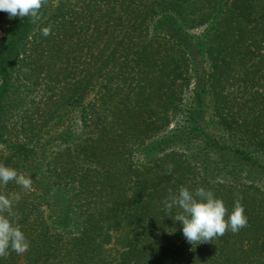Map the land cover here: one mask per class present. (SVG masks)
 I'll return each mask as SVG.
<instances>
[{
  "label": "trees",
  "instance_id": "obj_1",
  "mask_svg": "<svg viewBox=\"0 0 264 264\" xmlns=\"http://www.w3.org/2000/svg\"><path fill=\"white\" fill-rule=\"evenodd\" d=\"M195 1L46 0L35 23L0 11V29L10 35L0 45V141L21 101L9 96V55L29 84L42 75L47 94L19 114L23 137L38 134V146L23 148L18 173L34 178L42 157L53 181L65 155L73 166L85 163L89 175L78 180L85 195L79 210L66 204L58 226L50 194L34 198L35 207H42L38 221L23 214L33 208H13L12 220L30 247L23 254L9 250L0 264H264V184L239 172L243 162H258L247 149L231 148L236 136H244L264 153V92L251 104L243 100L264 78V0H231L227 10H211L200 20L205 28L196 34L186 15H195ZM208 5L215 7L212 0ZM229 87L240 93L239 101ZM89 94L92 108L83 107L80 116L81 144H68L67 129L39 135L57 127ZM204 105L222 133L218 138L200 125L198 108ZM161 132L177 137L180 148L159 140ZM53 138L62 146L54 157L45 156ZM138 149L156 156L142 163ZM182 186L211 190L229 214L240 199L247 226L212 242L188 243L182 222L172 219L180 209L168 211L164 204L169 190ZM122 220L131 229L122 249L107 257L110 223Z\"/></svg>",
  "mask_w": 264,
  "mask_h": 264
},
{
  "label": "rangeland",
  "instance_id": "obj_2",
  "mask_svg": "<svg viewBox=\"0 0 264 264\" xmlns=\"http://www.w3.org/2000/svg\"><path fill=\"white\" fill-rule=\"evenodd\" d=\"M215 4L214 8H211L210 5H208V0H198L195 1L197 9L195 15L189 13L187 15V23L190 26L189 29L193 33H199L201 30L205 28V25L201 24L199 25V21H205L206 16L211 10H227L230 4L231 0H212ZM263 0H261L262 2ZM222 8V9H221ZM190 10V9H189ZM219 10V11H220ZM218 11H216L217 13ZM186 17V16H185ZM10 37L8 28L0 29V45L5 43V40ZM8 47V44H7ZM264 52V49L263 51ZM7 53V51H6ZM20 60V58H19ZM18 60L16 57L12 58L11 56H7L5 60V65L9 66V81H10V94L9 96L11 98H21V101L16 108L14 112L11 113L9 118L6 120L7 129H3V139L0 141V164H3L7 167L15 168L17 171H19V159H21V153L23 152V148H32L36 147V141L38 138L37 136L29 138V140H25L22 134V124L23 120L19 117L20 112L22 110H26L28 107L32 106L35 107V104L39 102L40 98H45L47 96L46 89L42 85L44 83V78L42 75L38 77L37 83H34L33 85L29 84L26 79L23 78L22 72L23 69L18 68ZM204 73V72H203ZM2 84V79L0 78V85ZM15 89H18L19 92H17ZM191 89V88H190ZM229 90H232L233 98L237 101H239V98H241L240 93H237L234 88L229 87ZM13 92H16L14 94ZM264 92V78L261 82L256 84L253 88H251L246 94H244L243 100L247 99V103L251 104V99L256 97L260 98L261 93ZM36 102V103H35ZM35 103V104H34ZM89 103H93V94H89L84 101H82L80 104L75 106V109H71V115L64 117L62 120H60L57 124V127H48L45 128L43 131L39 132V135L46 134V138H49L52 136H57L61 131L67 129L69 131V134L71 136V143L68 144L75 147L76 144H81L82 141L85 138V134L82 131V124H81V112L82 108H92L89 106ZM208 104V103H207ZM253 112L254 114L259 111L261 108V101L258 99V102H253L252 104ZM209 105H204L201 108H198L199 110V121L201 122L202 129L209 135H212L214 137H219L222 135V133L216 129L213 124H215L216 120L212 118ZM173 124V123H172ZM173 127V125H169L168 130H170ZM49 131L47 132V130ZM10 132L11 134H9ZM165 139L168 141L169 145L171 146H177L179 145L178 138L175 136H169L166 133H159L157 138ZM255 142V141H254ZM235 146L231 147L232 150H248L249 157H251L254 161L258 162V165L249 166L248 163H242L241 168L239 169V172H242L243 178H247L249 176L251 179L257 180L260 184H264V153L259 151L257 148L253 147L254 144L248 142V139H246L244 136H236L234 138ZM60 146H62L61 142L57 141L55 138L51 139V143L43 148L42 151H45V156L49 155L53 151H56ZM176 148H180V145ZM140 149V148H139ZM137 154L140 157V161L142 163H147L149 160L154 158L156 156L155 153H151L149 150H140ZM180 150V149H179ZM215 152L223 154V151H218L215 149ZM214 152V154H215ZM235 152V151H232ZM55 153H52L50 157H54ZM213 154V153H212ZM217 154V153H216ZM68 158L65 155H62L61 161L58 163V171L62 172L59 177H57V174L52 175L53 181L49 179V170L47 169V162L46 160H42V157L38 159L40 163V174L35 175L34 178L30 177L32 179V188L31 190H24L19 185H17L14 181L9 182L6 186H0V194H12V193H19L21 196V199L19 202L14 203L13 208H19L21 209L23 206H28L26 208H33L32 213L29 211L28 213H23L27 215L28 219L30 220H36L38 221V216L42 215V207L40 209H37L38 207H35L34 204L37 202L34 200L35 196L42 192L44 195L50 194V202L52 205H54V209L52 210V214L54 216V219L56 220L57 226L60 224V221L64 217V210L65 205H72V210L74 212H77L79 208H77L78 202L85 196L81 194L83 188H79L78 180L81 176L87 177L89 175H86V164L85 163H79L77 166H73L70 162L67 160ZM259 167H261V170ZM68 170V173H64L65 170ZM29 177V176H28ZM57 177V178H56ZM54 185L55 189H51L50 187ZM59 189V190H58ZM49 190V191H48ZM57 190V194L55 191ZM44 191H47L45 193ZM59 192V193H58ZM73 197L75 198V201L73 200ZM105 200H108V197L105 198ZM81 202V201H80ZM83 202V201H82ZM34 205V206H33ZM71 207V206H70ZM15 210V209H13ZM14 212V211H13ZM17 214L20 216V212L16 211ZM76 216V214H75ZM74 217V216H73ZM77 217V216H76ZM73 219V218H72ZM74 220V219H73ZM63 221V220H62ZM61 221V223H62ZM75 221V220H74ZM14 222V220H13ZM116 222V221H115ZM114 221H112L113 224L112 228L110 229V235L111 238L109 240V243L106 244L105 248L107 252H105V255L109 257L110 255H114L116 250L122 249L124 245L125 238L131 229L128 227V225L125 223L124 220H122V224H116ZM115 223V224H114ZM31 231H36V227H30ZM22 262V260L20 261Z\"/></svg>",
  "mask_w": 264,
  "mask_h": 264
},
{
  "label": "clouds",
  "instance_id": "obj_3",
  "mask_svg": "<svg viewBox=\"0 0 264 264\" xmlns=\"http://www.w3.org/2000/svg\"><path fill=\"white\" fill-rule=\"evenodd\" d=\"M45 2L46 0H0V11L8 13L10 19L29 17L35 23L40 19V10ZM42 34L50 35L51 26L44 27ZM171 169L172 165H169V174ZM13 181L24 190L32 188L30 177L18 173L15 168L0 164V186H6ZM20 199L19 193L0 194V257L8 256L9 250L23 254L30 247L24 232L12 220L15 215L13 205ZM164 204L168 211L174 206L180 209L172 219L182 222L183 235L193 246L212 242L215 238L225 235L228 230L237 233L248 223L240 199L236 200L229 214L224 201L203 187L192 191L182 186L176 193L169 190Z\"/></svg>",
  "mask_w": 264,
  "mask_h": 264
}]
</instances>
